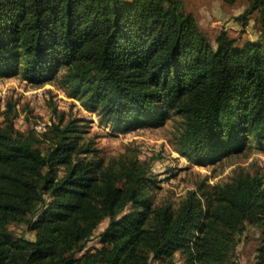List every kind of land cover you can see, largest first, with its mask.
Returning a JSON list of instances; mask_svg holds the SVG:
<instances>
[{
	"label": "trees",
	"instance_id": "1",
	"mask_svg": "<svg viewBox=\"0 0 264 264\" xmlns=\"http://www.w3.org/2000/svg\"><path fill=\"white\" fill-rule=\"evenodd\" d=\"M252 14L257 41L236 45L220 29L212 44L181 0H0V78L56 77L114 131L175 116V149L196 164L247 140L264 152V0L236 20ZM15 107L0 105V264H175L177 252L181 264H240L235 239L247 226L259 231L251 264H264V172L239 167L175 207L152 206L150 164L135 152L105 160L64 113L42 138L19 131ZM105 220L99 246L84 250ZM19 223L34 240L14 236Z\"/></svg>",
	"mask_w": 264,
	"mask_h": 264
},
{
	"label": "rangeland",
	"instance_id": "2",
	"mask_svg": "<svg viewBox=\"0 0 264 264\" xmlns=\"http://www.w3.org/2000/svg\"><path fill=\"white\" fill-rule=\"evenodd\" d=\"M250 0H181L182 8L198 23L207 34L211 43L217 31L225 29L240 45L245 40L257 41L260 38V24L257 14L250 15L243 25L236 18L248 7ZM16 102L14 126L27 132L34 130L41 137L47 125L58 120L64 113L65 119L81 120L84 126L83 140L91 142L99 155L105 160L122 153L135 152L141 161L150 164L152 183L147 185V194L152 206L171 204L175 207L187 191L196 189L204 182L207 185L223 183L229 179L233 170L243 167L250 172H264V152L254 141H245L244 147L221 157L214 164L200 165L178 154L174 141L178 121L169 116L160 127L145 126L126 132L114 131L111 125L101 120L97 111L84 109L79 101L69 97L58 86L56 77L42 86H34L21 80L19 74L9 78H0V105L7 100ZM41 125V129L37 127ZM45 129H44V128ZM46 144L41 145L44 150ZM103 221L87 242L84 250L99 246L98 234L106 227ZM14 236L34 240L35 234L25 223L11 224ZM233 259L240 264H251L256 256L259 231L253 226L236 236ZM175 264H181L183 258L177 252L173 256ZM151 264H159L153 262Z\"/></svg>",
	"mask_w": 264,
	"mask_h": 264
},
{
	"label": "built area",
	"instance_id": "3",
	"mask_svg": "<svg viewBox=\"0 0 264 264\" xmlns=\"http://www.w3.org/2000/svg\"><path fill=\"white\" fill-rule=\"evenodd\" d=\"M40 127H41V125H39V126L37 127V129H41V128H42V127H41V128H40ZM43 128H44V127H43ZM44 129H45V128H44Z\"/></svg>",
	"mask_w": 264,
	"mask_h": 264
}]
</instances>
